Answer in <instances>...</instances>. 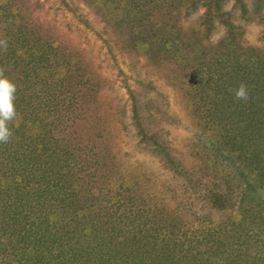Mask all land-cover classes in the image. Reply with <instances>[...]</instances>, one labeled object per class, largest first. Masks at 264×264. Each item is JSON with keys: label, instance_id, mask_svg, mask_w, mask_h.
I'll use <instances>...</instances> for the list:
<instances>
[{"label": "rangeland", "instance_id": "1", "mask_svg": "<svg viewBox=\"0 0 264 264\" xmlns=\"http://www.w3.org/2000/svg\"><path fill=\"white\" fill-rule=\"evenodd\" d=\"M0 40V264H264V0H0Z\"/></svg>", "mask_w": 264, "mask_h": 264}, {"label": "clouds", "instance_id": "2", "mask_svg": "<svg viewBox=\"0 0 264 264\" xmlns=\"http://www.w3.org/2000/svg\"><path fill=\"white\" fill-rule=\"evenodd\" d=\"M0 48H7V42L0 40ZM17 88L15 83L0 73V144L9 142L12 131L9 127L16 116L15 98ZM237 101L249 99L247 86L241 84L234 92Z\"/></svg>", "mask_w": 264, "mask_h": 264}]
</instances>
